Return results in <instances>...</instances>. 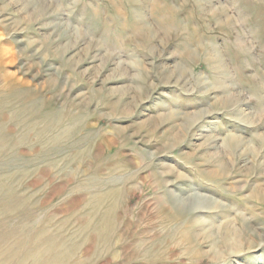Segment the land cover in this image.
Instances as JSON below:
<instances>
[{
	"label": "rangeland",
	"instance_id": "1",
	"mask_svg": "<svg viewBox=\"0 0 264 264\" xmlns=\"http://www.w3.org/2000/svg\"><path fill=\"white\" fill-rule=\"evenodd\" d=\"M0 264H264V0H0Z\"/></svg>",
	"mask_w": 264,
	"mask_h": 264
},
{
	"label": "bare ground",
	"instance_id": "2",
	"mask_svg": "<svg viewBox=\"0 0 264 264\" xmlns=\"http://www.w3.org/2000/svg\"><path fill=\"white\" fill-rule=\"evenodd\" d=\"M233 140V139H232ZM175 194V193H174ZM198 200H200V198H198ZM203 200H205V199H203ZM198 216V215H197ZM211 227V226H210ZM240 237V236H239ZM235 244H237V243H235ZM234 247V246H233ZM239 247V246H238ZM239 249H240V247H239ZM223 255V254H222ZM51 261V260H50Z\"/></svg>",
	"mask_w": 264,
	"mask_h": 264
}]
</instances>
